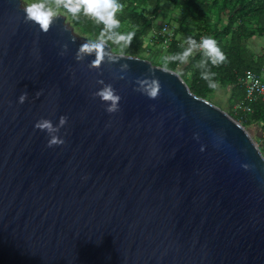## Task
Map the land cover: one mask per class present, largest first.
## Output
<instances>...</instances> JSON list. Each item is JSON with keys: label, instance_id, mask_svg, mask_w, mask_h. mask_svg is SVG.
Masks as SVG:
<instances>
[{"label": "water", "instance_id": "water-1", "mask_svg": "<svg viewBox=\"0 0 264 264\" xmlns=\"http://www.w3.org/2000/svg\"><path fill=\"white\" fill-rule=\"evenodd\" d=\"M22 2L0 0V264H264L250 131L177 71L104 40L96 63L66 16L44 32Z\"/></svg>", "mask_w": 264, "mask_h": 264}, {"label": "trees", "instance_id": "trees-1", "mask_svg": "<svg viewBox=\"0 0 264 264\" xmlns=\"http://www.w3.org/2000/svg\"><path fill=\"white\" fill-rule=\"evenodd\" d=\"M41 2L54 15L66 16L78 36L94 43L104 40L116 53L142 57L152 50L153 43H157L155 39L158 38L163 47L159 50L164 49L165 44L164 51L168 57V62L161 66L180 73L197 96L212 100L214 95L217 97L220 89L227 88L231 92L229 97H235L237 105L245 98L244 90L238 83L239 76L246 70H253L264 78V46L262 52L257 54L250 44V40L256 36L264 38V0H118L121 10L116 13V19L120 21V25L111 30L106 29L103 22L84 14L83 9L74 17L62 5L58 6L56 0ZM163 4L173 7L170 12L173 14L170 17L172 21L165 25L171 30L172 24L176 27L172 40L167 42L166 36L154 34L155 22L161 16ZM129 32L135 33L129 47H125L122 41L115 42L116 35H126ZM149 35H153V38L146 42ZM189 36L198 44L201 37L215 39L217 46L227 57L226 61L213 66L199 48L194 49L186 62L174 59L189 47ZM212 84L216 86L210 87ZM228 105L229 110L222 108L246 128L260 126L262 135L255 139L264 153V100L252 103L253 112L247 113L236 111L230 103Z\"/></svg>", "mask_w": 264, "mask_h": 264}, {"label": "clouds", "instance_id": "clouds-1", "mask_svg": "<svg viewBox=\"0 0 264 264\" xmlns=\"http://www.w3.org/2000/svg\"><path fill=\"white\" fill-rule=\"evenodd\" d=\"M57 5H62L64 9L70 12L76 17L81 9L84 14L93 17L98 22H103L106 29L111 30L117 28L120 25V21L116 19V13L121 10V5L118 0H56ZM25 3V2H24ZM24 12L26 19L39 26L41 31L47 32L51 23L53 22L54 13L52 10L46 8L45 4L41 0H35V2L25 3ZM134 32L125 34H118L115 36V42L124 43L125 47L131 45L134 37ZM187 43L189 47L182 53L178 54L174 59L178 58L182 62H186L188 57L193 54L194 49L199 48L203 50V54L207 57V60L211 62V65L218 66L226 61L227 57L217 46V42L212 37H201L200 43L191 37H187ZM79 52L81 54H95L97 57L96 63H99L104 58V44L103 43H84ZM215 75V73H213ZM207 79V76H204ZM212 84L210 87H215ZM144 91L151 98H155L158 94V89L152 85H146ZM98 95L100 98L109 104L108 111L112 112L117 109L118 97L114 95L113 90L110 87H106L101 90ZM21 102L24 100V96L20 98ZM65 123V118L61 117L60 124ZM36 127L41 130H47L50 134L54 133L57 129L48 120H41L36 124ZM63 143L55 135H52L48 142V146L51 147L54 144Z\"/></svg>", "mask_w": 264, "mask_h": 264}, {"label": "rangeland", "instance_id": "rangeland-1", "mask_svg": "<svg viewBox=\"0 0 264 264\" xmlns=\"http://www.w3.org/2000/svg\"><path fill=\"white\" fill-rule=\"evenodd\" d=\"M23 2V6L25 7V3H31V2H35V0H22ZM43 1V0H42ZM25 2V3H24ZM173 7L170 4H163L162 6V10H161V16L160 18L155 22V28H154V34L156 36H159L161 30H162V26H164L166 23L172 21L170 19V17H172V15L170 14L171 9ZM152 10V8L150 9V11ZM177 16V15H175ZM175 22V21H173ZM67 23L70 24V22L67 20ZM71 26V24H70ZM175 26L172 24V30L171 33L174 34L175 31ZM153 35H149L148 38L146 39V42H148V40L152 39ZM157 41V43H153L152 46V50L150 52H146L145 55H142L143 58H147L152 60L156 65H165L168 62V57L166 56V52L164 50H166V45L164 44V49L159 50L160 48H163L161 46V44L159 43L158 38L155 39ZM90 42V41H89ZM90 43H94V42H90ZM250 44L251 47L253 48L254 52L259 54L262 52V48L264 46V38H259V37H254L250 40ZM152 53V54H151ZM151 54V55H150ZM220 94H217V97H215L216 95H214V98L212 99V101L214 103H216L217 105L224 107L225 109L229 110V105L228 103H230V106L235 107V97H229L231 95V92L229 89L224 88L222 89L220 92H218ZM221 95V96H220ZM230 98V99H229ZM247 129L250 131V133L254 136V138H256V134L254 133V131L252 129H250V127ZM257 139V138H256Z\"/></svg>", "mask_w": 264, "mask_h": 264}, {"label": "built area", "instance_id": "built-area-1", "mask_svg": "<svg viewBox=\"0 0 264 264\" xmlns=\"http://www.w3.org/2000/svg\"><path fill=\"white\" fill-rule=\"evenodd\" d=\"M160 34L166 36V42L171 41L173 38V33H171V29L167 25L162 28ZM238 83L240 88L244 90L245 98L243 102L235 105L234 109L236 111L241 110L244 113L253 112L251 104L264 100V78L253 70H246L243 75L239 76Z\"/></svg>", "mask_w": 264, "mask_h": 264}, {"label": "crops", "instance_id": "crops-1", "mask_svg": "<svg viewBox=\"0 0 264 264\" xmlns=\"http://www.w3.org/2000/svg\"><path fill=\"white\" fill-rule=\"evenodd\" d=\"M222 89H220L218 92H220ZM217 94H220V93H217ZM221 96V95H220ZM252 130L254 131V133L256 134V136H260L261 135V128H260V126L259 125H254L253 127H252Z\"/></svg>", "mask_w": 264, "mask_h": 264}]
</instances>
